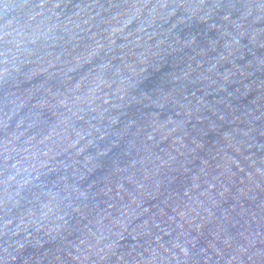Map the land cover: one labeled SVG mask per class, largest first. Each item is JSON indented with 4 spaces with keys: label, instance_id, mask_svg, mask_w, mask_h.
I'll return each mask as SVG.
<instances>
[{
    "label": "water",
    "instance_id": "95a60500",
    "mask_svg": "<svg viewBox=\"0 0 264 264\" xmlns=\"http://www.w3.org/2000/svg\"><path fill=\"white\" fill-rule=\"evenodd\" d=\"M0 264H264V0H0Z\"/></svg>",
    "mask_w": 264,
    "mask_h": 264
}]
</instances>
